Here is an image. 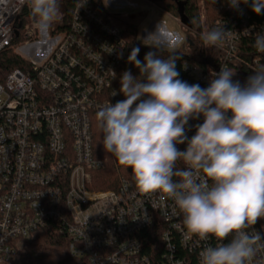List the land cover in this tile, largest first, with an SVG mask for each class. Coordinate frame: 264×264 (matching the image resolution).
Returning a JSON list of instances; mask_svg holds the SVG:
<instances>
[{"label":"built area","instance_id":"obj_1","mask_svg":"<svg viewBox=\"0 0 264 264\" xmlns=\"http://www.w3.org/2000/svg\"><path fill=\"white\" fill-rule=\"evenodd\" d=\"M27 7L26 0H0V54L17 51L13 43ZM218 9L214 27L231 35L208 48L201 65L182 63L202 88L221 66L234 69L241 84L264 66V54L253 47L257 33L264 34V14L255 17L245 4L238 11L228 0ZM160 27L165 47L183 44ZM24 37L26 47L39 41L36 23L25 27ZM38 51L29 70H13L0 81V264H20L24 242L51 224L67 236L68 260L61 264H199V252L216 241L188 235L171 198L140 192L132 171L131 178L119 175L116 190L93 188L95 173L106 166L94 155L96 113L124 99L115 85L128 58L124 28L95 0H78L62 37ZM202 122L189 121V138ZM253 228L264 235V219ZM254 264H264V250Z\"/></svg>","mask_w":264,"mask_h":264},{"label":"clouds","instance_id":"obj_2","mask_svg":"<svg viewBox=\"0 0 264 264\" xmlns=\"http://www.w3.org/2000/svg\"><path fill=\"white\" fill-rule=\"evenodd\" d=\"M26 2L41 32L61 15L63 0ZM228 3L242 11L249 0ZM250 7L264 14V0H251ZM159 29L160 24L146 37H156L150 45L155 51L142 61L139 47L129 55L139 75L131 70L120 75L124 99L96 113L104 151L131 169L140 192L171 198L188 235L215 239L199 252V264H254L264 250V235L253 228L264 219V66L243 84L233 80L234 69L223 66L207 87L189 84L179 78L176 52L163 55L166 41ZM230 35L224 26L214 27L201 39L211 48ZM253 47L264 54V34L257 33ZM201 117L189 138V121ZM185 143L181 151L177 145Z\"/></svg>","mask_w":264,"mask_h":264},{"label":"trees","instance_id":"obj_3","mask_svg":"<svg viewBox=\"0 0 264 264\" xmlns=\"http://www.w3.org/2000/svg\"><path fill=\"white\" fill-rule=\"evenodd\" d=\"M97 4H101V0H95ZM157 5L160 9L170 14L171 16L184 22V25L190 30H200L201 21L197 5V0H149ZM78 0H64L61 5V15L59 19L49 29L51 34L56 35L62 31L64 33L70 24L71 17ZM210 17V27L214 28L216 21L219 19L222 12L219 11L218 5L223 4V0H207ZM251 0H249V7L251 14L258 18L263 17V14H255L250 7ZM36 23L30 15L29 9L25 8L22 14L20 23L19 37L15 39L13 46L23 45L27 41L24 37V29L27 25ZM124 37L128 48V57L134 47H139L138 59L143 60L145 54L149 51H155L150 46H145L139 42V27L132 23L123 24ZM199 33V32H198ZM193 44V45H192ZM186 45L191 50L192 54L182 51H176L179 59L176 62L177 71L180 73V79L187 81L189 84H199L192 79L182 68L184 61H189L196 66L201 65V53L199 46L193 42H187ZM193 50V51H192ZM170 50L163 49V55L167 56ZM204 53V52H203ZM201 53V55L203 54ZM20 69L27 71L30 69V63L25 58L18 55L14 48L8 49L0 54V81H3L5 75L9 72ZM131 70L133 75H139V70L133 64L126 62L120 67L118 78L115 85L120 89V75L126 71ZM200 85V84H199ZM201 86V85H200ZM102 131L97 126L95 120L93 124V149L95 158L98 160H106L107 165L101 171H97L94 175L93 188L97 190H116L119 187V175H125L131 178V169L121 166L116 158L106 151L103 147ZM105 162V161H104ZM106 164V163H105ZM119 172V173H118ZM157 237L150 236V242H156ZM68 260V240L65 231L60 225L51 224L47 228L37 231L31 235L29 240L24 242V248L20 254V264H61Z\"/></svg>","mask_w":264,"mask_h":264},{"label":"rangeland","instance_id":"obj_4","mask_svg":"<svg viewBox=\"0 0 264 264\" xmlns=\"http://www.w3.org/2000/svg\"><path fill=\"white\" fill-rule=\"evenodd\" d=\"M64 1V0H63ZM107 1L105 0V3L107 4ZM112 2L114 0H111ZM124 2H130V3H136L139 5L138 8H132L130 6H126V3ZM63 4V2H62ZM115 4L118 5V7L124 8L125 11H129L130 13L134 14H140V12H147V17L145 20H141V26L139 27V42L145 46L153 45L156 42V37H149L146 38L149 33H152L156 30L154 27V30H151L150 28L155 25H163L166 30L171 34H178L183 39V44L179 45L177 48H167L164 47L166 50L170 51H182L185 53L192 54L191 50H189V47L186 45L187 42L193 43L195 42L200 49L201 53L198 55L201 57H205L208 53V48L204 47L203 41L201 39V33L206 30H211L210 27V17H209V8L207 0H197L199 15H200V21H201V29L200 30H190V28L186 27L184 25L183 21H178L173 18L170 14L166 13L162 9H160L157 5L153 4L149 0L144 2L143 0H117ZM28 8V7H27ZM29 9V8H28ZM144 10V11H143ZM140 19V18H139ZM37 26V24H36ZM161 28V27H160ZM151 30V31H150ZM162 29H159L160 32V38L164 39L167 44L168 38L166 37V34L161 32ZM199 32V33H198ZM39 41L35 44H32L29 47L18 45L17 54L21 57L25 58L28 61L35 60L37 58L36 54H40L39 47L44 41H52L56 40L57 38L62 37L63 33L62 31L59 32L56 35L51 34V32L48 30L47 32H41L39 30ZM53 44V43H52ZM193 45V44H192ZM151 47V46H150ZM42 48V47H41ZM45 50V49H44ZM193 51V50H192ZM106 165L107 161L104 160ZM20 261V257L18 259Z\"/></svg>","mask_w":264,"mask_h":264},{"label":"crops","instance_id":"obj_5","mask_svg":"<svg viewBox=\"0 0 264 264\" xmlns=\"http://www.w3.org/2000/svg\"><path fill=\"white\" fill-rule=\"evenodd\" d=\"M116 1L117 0H114L112 2L111 0H109V1H107V4H106L105 0H101V4L106 10H108V12L110 13L111 17L119 25L122 26L123 24H126V23H132V24H135L138 27H140L141 26L140 22H141V20H145L146 19L147 12H145L144 10H143L144 12H140V14L130 13L129 11L127 12L124 9L125 7L124 8L118 7V5L115 4ZM154 27L156 28L157 25L154 24L150 29L154 30Z\"/></svg>","mask_w":264,"mask_h":264},{"label":"water","instance_id":"obj_6","mask_svg":"<svg viewBox=\"0 0 264 264\" xmlns=\"http://www.w3.org/2000/svg\"><path fill=\"white\" fill-rule=\"evenodd\" d=\"M16 35H18V31H16Z\"/></svg>","mask_w":264,"mask_h":264}]
</instances>
